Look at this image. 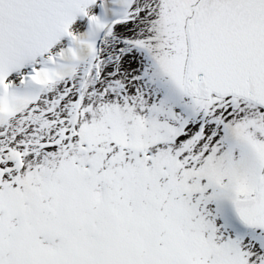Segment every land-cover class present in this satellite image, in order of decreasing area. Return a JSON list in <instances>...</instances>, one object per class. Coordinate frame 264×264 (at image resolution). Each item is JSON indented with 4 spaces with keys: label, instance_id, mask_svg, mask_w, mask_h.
I'll list each match as a JSON object with an SVG mask.
<instances>
[{
    "label": "snow or ice",
    "instance_id": "6c2138e0",
    "mask_svg": "<svg viewBox=\"0 0 264 264\" xmlns=\"http://www.w3.org/2000/svg\"><path fill=\"white\" fill-rule=\"evenodd\" d=\"M0 264H264V0H0Z\"/></svg>",
    "mask_w": 264,
    "mask_h": 264
}]
</instances>
